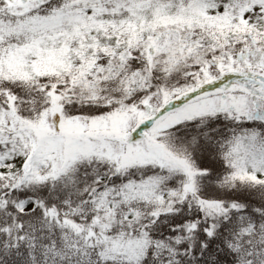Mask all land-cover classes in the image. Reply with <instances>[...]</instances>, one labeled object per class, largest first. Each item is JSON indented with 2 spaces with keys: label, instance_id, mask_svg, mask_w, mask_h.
Wrapping results in <instances>:
<instances>
[{
  "label": "snow or ice",
  "instance_id": "1",
  "mask_svg": "<svg viewBox=\"0 0 264 264\" xmlns=\"http://www.w3.org/2000/svg\"><path fill=\"white\" fill-rule=\"evenodd\" d=\"M0 264H264V0H0Z\"/></svg>",
  "mask_w": 264,
  "mask_h": 264
}]
</instances>
